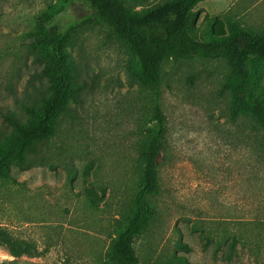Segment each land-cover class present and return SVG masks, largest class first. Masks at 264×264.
I'll use <instances>...</instances> for the list:
<instances>
[{"label":"rangeland","instance_id":"374dc122","mask_svg":"<svg viewBox=\"0 0 264 264\" xmlns=\"http://www.w3.org/2000/svg\"><path fill=\"white\" fill-rule=\"evenodd\" d=\"M55 0H0V137L4 116L24 122L49 94L25 33ZM167 0H144L140 10ZM61 27L78 103H69L44 159L0 180V264H105L125 224L142 172L140 147L152 125V91L132 78L130 50L84 0H72ZM233 24L264 33V0H206L194 9L197 40ZM223 60H168L161 67L167 119L159 159L156 215L135 239L139 264H264V151L253 122L230 112ZM258 93L264 96V67ZM235 239V241H233Z\"/></svg>","mask_w":264,"mask_h":264},{"label":"trees","instance_id":"16d2710c","mask_svg":"<svg viewBox=\"0 0 264 264\" xmlns=\"http://www.w3.org/2000/svg\"><path fill=\"white\" fill-rule=\"evenodd\" d=\"M92 18L105 23L131 52L136 64L134 81L152 91V125L145 131L139 156L142 172L138 189L115 235L105 264H139L134 241L153 221L156 210L150 198L159 192L158 166L165 147L167 119L161 105V67L168 60H223L229 67L230 112L253 122L261 133L264 151V96L259 95V72L264 67V33L254 34L233 24L225 35L197 40L190 34L194 9L206 0H167L149 8L144 0H84ZM72 0H55L37 16L32 31L25 33L27 51L40 67L37 75L46 79L49 94L37 109H27L22 122L12 114L4 116L10 128L0 137V180L9 179L10 167L26 170L41 164L43 145L55 137L59 119L69 103H78L64 48L71 45L75 26L63 28L58 19ZM235 241V239L233 240ZM168 264H190L173 255Z\"/></svg>","mask_w":264,"mask_h":264}]
</instances>
